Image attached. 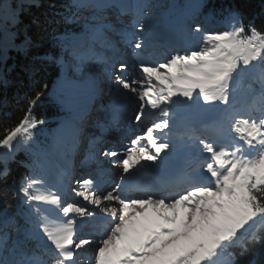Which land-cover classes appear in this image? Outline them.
<instances>
[{"label": "snow or ice", "instance_id": "snow-or-ice-1", "mask_svg": "<svg viewBox=\"0 0 264 264\" xmlns=\"http://www.w3.org/2000/svg\"><path fill=\"white\" fill-rule=\"evenodd\" d=\"M34 5L0 0V65L9 50L38 49L47 26L74 24L78 32L58 37L60 62L104 66L111 114L104 130L121 117L143 127L123 149H96L90 141L84 163L95 160L96 170L77 176L70 155L34 140L45 121L33 110L50 95L48 84L25 95L23 115L0 124V196L21 202L24 221L17 226L15 216L0 215V254H9L0 264H241L257 252L264 257V21L230 5L197 3L157 32L142 0H70L63 11L52 4L43 21L23 24ZM218 18L222 29L214 27ZM109 32L131 49V62ZM11 70L0 67V83ZM20 149L27 153L23 176L10 167ZM101 156L119 168L118 183L104 179ZM173 157L187 160L178 175L169 168ZM148 172L169 178L146 182ZM93 209L107 226L84 233V222L97 216Z\"/></svg>", "mask_w": 264, "mask_h": 264}, {"label": "rangeland", "instance_id": "rangeland-1", "mask_svg": "<svg viewBox=\"0 0 264 264\" xmlns=\"http://www.w3.org/2000/svg\"><path fill=\"white\" fill-rule=\"evenodd\" d=\"M197 1L198 0H196V3ZM129 2H131V0H129ZM142 3L148 6L145 11L151 18V21L153 23V30L157 32H163L171 25H173L176 21H179L184 13L188 10V8L196 4L195 0H184V5H181L180 2H176L174 0H153L152 2L142 0ZM59 9H62L60 11H63L62 6H60ZM200 11L204 12L202 8L200 9ZM167 13L168 15H166ZM195 18L198 19L199 16H196ZM130 21L131 16L128 15L123 17L122 23H128ZM78 31L79 29L76 28L74 24H64L60 25L59 27V32L61 33L68 32L71 34ZM69 38L71 39V35H69ZM111 41L114 42L113 40ZM115 45L116 47H120L119 44L115 43ZM123 49V51H126L127 55L125 56V58L131 62L134 59L131 53V49L126 45H123ZM97 50L105 51L104 49H101L99 44L97 45ZM106 54L108 53L106 52ZM62 58H65V56H61L60 60ZM60 69L61 75L58 77L56 84L49 96L50 99L55 102L57 107L63 113L56 117L39 118L45 121V123L35 130L34 140L36 144L51 146L57 148L61 152H66L67 149H70L73 156L72 159L74 162V167L76 169V175L86 176L96 170V168L94 167V165H96L95 160L84 163L86 148L89 146L90 141L96 140L97 142H99V144L101 143V141H103V139L111 141V138H108L111 136H105L103 138L100 135L104 133V131H102L100 128H91L92 125L98 124L97 118L99 120V125L100 123H105L103 124V126H105L111 119V114L109 111L108 81L104 75V66L102 64L95 66H79L72 62H66L60 63ZM103 89L106 90L103 91ZM97 92H100L101 95L97 96ZM93 95L97 96L98 100L90 101V98ZM209 115L211 116L213 114ZM87 117L89 119L86 120L85 118ZM77 120L79 121V134L74 139V135H72L71 138V134H73V126ZM121 124L122 122L119 123L118 127L123 132ZM128 127L133 129L130 125H128ZM87 131H90L92 135H87ZM108 131L110 133V130ZM114 131L116 132V130ZM134 131H136V129H134ZM121 135L122 133H117L116 141L119 144L123 142L125 138H129L128 136H126V134L123 137H121ZM95 137H97V139H95ZM100 138L103 139L101 140ZM68 140L73 142L67 143ZM69 144H71V146L68 148ZM113 145L115 144L111 143L109 146L112 147ZM79 146L82 147L80 148ZM99 146H101L100 149H103L104 147V145ZM20 151L25 150L20 149ZM78 152L80 153L78 154ZM99 159L101 162L104 160L102 164L103 168H105L107 164H110L105 157H99ZM172 159L174 158H171L170 160ZM119 175L120 170L115 174V176L119 177ZM105 176H110V173H106ZM106 226V219L95 218L93 220L84 222L83 232L101 233L104 231ZM92 255L93 250L89 249L88 251H86L83 254L85 261H87V258L91 257Z\"/></svg>", "mask_w": 264, "mask_h": 264}, {"label": "trees", "instance_id": "trees-1", "mask_svg": "<svg viewBox=\"0 0 264 264\" xmlns=\"http://www.w3.org/2000/svg\"><path fill=\"white\" fill-rule=\"evenodd\" d=\"M152 2L153 0H145ZM180 2L184 5V0H174ZM70 0H38V6H33L26 14L22 15L21 20L23 24H30L31 20L35 17H39L42 21L46 15H51L53 9L50 5H56V11H60V6L69 3ZM196 3V0H195ZM194 3V4H195ZM197 3L207 4L212 10H218L225 6H233L239 8L245 15L247 19H255L257 24L264 21V0H198ZM196 3V4H197ZM209 8H202L205 13L209 11ZM194 9L189 7L184 13L182 18L187 17L192 14ZM181 18V19H182ZM59 19V17H57ZM200 20H203V16H199ZM60 24H52L47 26V31L44 33L43 40L41 41V46L38 49H32L27 55L23 52L16 50H9L7 53L6 64L0 65V67L10 68L11 71L7 72V83H0V124L6 122L7 118L10 117L12 123L16 122L24 112V100L25 95H31L33 89L38 87L39 84L47 83L49 86V92L51 93L54 88L58 77L61 75L60 69V57L65 56L64 49L60 46L58 37L61 32H59ZM218 29L223 28V21L219 20L214 25ZM34 34L37 29L35 26L31 29ZM23 39L21 34L17 40V43ZM70 39V38H69ZM110 54V53H109ZM42 57V60H34V57ZM35 65L39 70L30 73L25 69L29 66ZM101 109V108H99ZM34 115L38 118L42 117H56L61 115L63 112L57 107L55 102L47 96L41 101V103L33 110ZM97 117V116H96ZM98 124L92 125L91 128H96L99 125V120L97 118ZM71 134V138H72ZM89 136L92 134L88 132ZM72 143L70 140L67 143ZM71 146L69 144L68 148ZM72 158V152L67 149L65 152ZM23 162V163H20ZM27 164V153L25 151L18 150L16 153V159L10 164L14 173L23 176L26 172L24 165ZM19 200H8L3 196H0V215L6 214L8 216H15L17 220V226H23L24 221L21 217L17 216L18 206L20 205ZM13 238H15V233H13ZM11 245V240L9 241ZM260 249V246H257ZM8 253H2L1 256L7 257ZM241 264H248L249 261H253L255 264L256 260L264 259L261 257L259 252L255 256L248 255L241 257Z\"/></svg>", "mask_w": 264, "mask_h": 264}, {"label": "bare ground", "instance_id": "bare-ground-1", "mask_svg": "<svg viewBox=\"0 0 264 264\" xmlns=\"http://www.w3.org/2000/svg\"><path fill=\"white\" fill-rule=\"evenodd\" d=\"M122 22H123V18H122ZM114 36H115V33H114ZM113 36V38H114V40L117 38L118 39V35L116 34V36L114 37ZM119 45H120V47L123 49V45L124 44H121V43H119ZM124 50V49H123ZM125 50H127V49H125ZM88 116V115H87ZM87 119H88V117H87ZM122 122V125H121V128L123 127V130H124V132H122L121 130L119 131L120 133H122V135H121V137H123L125 134H126V136H128L129 138H125V140L123 141V142H121L120 144L116 141V138H117V133L118 132H115L114 131V127H110L109 129H110V133H108V135H106V133L104 132V133H102V134H100L103 138L105 137V136H111V141H109V142H107L106 144H104V147L103 148H106V147H109V145L111 144V143H114L115 145H113L112 147H119V148H121V149H123V148H126V147H129L130 146V144H131V140L132 139H134V137H135V135H137L138 133H140V131H141V128L143 127V126H141V128H136V131H134V129H131V128H129L128 127V122L123 118V117H121L120 118V120L118 121V122ZM89 124V123H88ZM103 124H105V123H100V125L99 126H97L96 128L97 129H99V128H101V127H103ZM107 125V124H106ZM95 128V129H96ZM92 129H94V128H92ZM118 129V128H117ZM138 130V131H137ZM89 131H87L86 133H88ZM103 146V145H102ZM80 147V146H79ZM78 147V148H79ZM82 147V146H81ZM80 147V148H81ZM98 147L100 148L101 146H99L98 145ZM79 150V149H78ZM80 151H81V149H80ZM80 152H78V154H79ZM102 157V156H101ZM174 159H172V160H170L169 161V168H170V170L171 171H175V170H177V169H180V168H182L183 167V164H186L187 163V160L186 159H181V158H179V157H173ZM103 162H104V160L102 161V164H103ZM94 167L96 168V165H94ZM105 170H106V173H110V176H106V178L105 179H110V182L111 181H116L117 180V178L118 177H116L115 176V174L119 171V168L118 167H116V166H113V165H110V164H107L106 166H105V168H104ZM116 177V178H115ZM115 178V179H114Z\"/></svg>", "mask_w": 264, "mask_h": 264}]
</instances>
